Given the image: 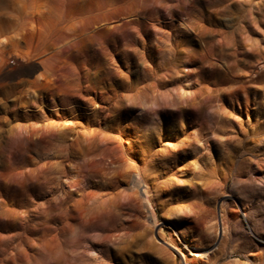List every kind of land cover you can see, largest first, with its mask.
Wrapping results in <instances>:
<instances>
[{"label": "rangeland", "instance_id": "rangeland-1", "mask_svg": "<svg viewBox=\"0 0 264 264\" xmlns=\"http://www.w3.org/2000/svg\"><path fill=\"white\" fill-rule=\"evenodd\" d=\"M0 27L34 67L0 86V264H264V0H0Z\"/></svg>", "mask_w": 264, "mask_h": 264}, {"label": "bare ground", "instance_id": "bare-ground-1", "mask_svg": "<svg viewBox=\"0 0 264 264\" xmlns=\"http://www.w3.org/2000/svg\"><path fill=\"white\" fill-rule=\"evenodd\" d=\"M30 7L33 9L31 12L24 13L23 8L19 16L23 17L26 15L27 18L34 21L33 19H35L37 14H42L41 6H32L31 4ZM17 19H19V17H17ZM32 21L30 22L32 23V28L34 30L33 36H37L38 34L40 35L41 32L37 27L36 21ZM15 32L16 31L14 30V33ZM3 33L4 31L0 27V36L5 34ZM8 34L11 33L9 32ZM19 43L20 40L15 36V34L0 39V86L9 83L24 82L28 79V77L32 76L34 72V67L32 64L24 63L16 57L10 58L13 50L16 49ZM7 46H11L13 48V50H11L9 53L5 51Z\"/></svg>", "mask_w": 264, "mask_h": 264}]
</instances>
